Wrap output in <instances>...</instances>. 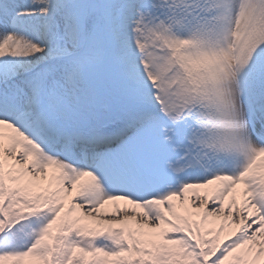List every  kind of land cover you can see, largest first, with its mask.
Returning a JSON list of instances; mask_svg holds the SVG:
<instances>
[{"label":"snow or ice","instance_id":"6c2138e0","mask_svg":"<svg viewBox=\"0 0 264 264\" xmlns=\"http://www.w3.org/2000/svg\"><path fill=\"white\" fill-rule=\"evenodd\" d=\"M0 264H264V0H0Z\"/></svg>","mask_w":264,"mask_h":264},{"label":"rangeland","instance_id":"374dc122","mask_svg":"<svg viewBox=\"0 0 264 264\" xmlns=\"http://www.w3.org/2000/svg\"><path fill=\"white\" fill-rule=\"evenodd\" d=\"M17 2V1H16ZM18 3H23V0H19Z\"/></svg>","mask_w":264,"mask_h":264},{"label":"bare ground","instance_id":"6f19581e","mask_svg":"<svg viewBox=\"0 0 264 264\" xmlns=\"http://www.w3.org/2000/svg\"><path fill=\"white\" fill-rule=\"evenodd\" d=\"M16 1H17V3H18L19 0H16Z\"/></svg>","mask_w":264,"mask_h":264}]
</instances>
